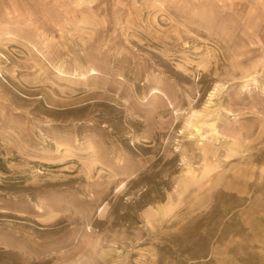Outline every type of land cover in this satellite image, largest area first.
I'll use <instances>...</instances> for the list:
<instances>
[{"label": "rangeland", "instance_id": "obj_1", "mask_svg": "<svg viewBox=\"0 0 264 264\" xmlns=\"http://www.w3.org/2000/svg\"><path fill=\"white\" fill-rule=\"evenodd\" d=\"M0 264H264V0H0Z\"/></svg>", "mask_w": 264, "mask_h": 264}]
</instances>
